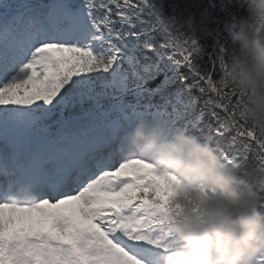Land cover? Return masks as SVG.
Returning a JSON list of instances; mask_svg holds the SVG:
<instances>
[{"label": "snow or ice", "instance_id": "6c2138e0", "mask_svg": "<svg viewBox=\"0 0 264 264\" xmlns=\"http://www.w3.org/2000/svg\"><path fill=\"white\" fill-rule=\"evenodd\" d=\"M141 35L148 51L159 37L157 60L138 58ZM199 49L156 0H0V264H162L180 181L127 149L137 122L199 133L223 158L255 144L229 122L239 97L216 85L225 46L217 36L211 68ZM172 66L190 101L169 92Z\"/></svg>", "mask_w": 264, "mask_h": 264}, {"label": "clouds", "instance_id": "9594fccd", "mask_svg": "<svg viewBox=\"0 0 264 264\" xmlns=\"http://www.w3.org/2000/svg\"><path fill=\"white\" fill-rule=\"evenodd\" d=\"M234 2L245 14L230 30L226 50L216 53V85L239 97L229 122L237 131L239 124L255 141L241 156L256 160V146L264 149V0ZM212 30L205 24L195 35L206 39ZM126 146L150 156L180 181V208L167 217L173 239L162 264H256L264 255V213L259 211L264 207V179H238L226 167L218 145L184 130L165 135L159 123L137 122Z\"/></svg>", "mask_w": 264, "mask_h": 264}, {"label": "trees", "instance_id": "16d2710c", "mask_svg": "<svg viewBox=\"0 0 264 264\" xmlns=\"http://www.w3.org/2000/svg\"><path fill=\"white\" fill-rule=\"evenodd\" d=\"M207 0H203V3L205 4ZM190 1L188 0H173L172 5L169 6V8L176 9L174 14L172 16L178 18V22H173L174 28L178 31L183 33L185 36L188 37H194L197 41V43L200 45L199 52H203L202 59L200 60L201 65H208L209 68H211V65L209 64V55L214 54V44L216 43V37L218 36L220 38V42L227 48L228 43L231 40V33H228L227 29L230 24L235 23L238 21V19L245 14V9L234 2V0L229 1H222V4L220 5V8L216 10V8H213L216 10L217 20L213 21V17L216 15H207V17H203L201 11L204 12V7H201L197 12L192 9L189 5ZM189 7H187L186 5ZM208 12V11H207ZM166 13V12H165ZM170 15V14H169ZM192 15V16H191ZM189 19L193 21L189 22ZM205 20L208 23H212V33L208 36L206 39H199L195 35V28H197V24L199 27H203L199 21ZM119 25H117L118 27ZM139 25L132 29V31H135ZM207 31V29H205ZM156 52V51H155ZM147 55L153 56V51H148ZM142 55H139V58H141ZM217 69L218 64L215 70V75L218 78L217 75ZM187 70L184 68H181L177 71L176 78L174 82L169 87V92H175V91H181L183 94V97L186 101H190L192 96L194 94H198L195 92H189L187 90L186 84L191 82V79L187 82H182L179 79V72H186ZM157 102H160V99H156ZM194 113L198 114L196 111H199V106H197L194 109ZM219 111V110H217ZM208 117V121H209ZM202 124V123H201ZM228 138H226L225 141H223L222 145L225 148V150H229L228 148ZM231 170V172L240 180L248 182V183H259L262 179H264V168H261L258 166V163L256 160L252 159L249 155L248 157L244 156H236L235 161L232 164L231 167L228 168ZM261 200H264V194L260 197ZM261 213H264V207H261L259 209Z\"/></svg>", "mask_w": 264, "mask_h": 264}, {"label": "rangeland", "instance_id": "374dc122", "mask_svg": "<svg viewBox=\"0 0 264 264\" xmlns=\"http://www.w3.org/2000/svg\"><path fill=\"white\" fill-rule=\"evenodd\" d=\"M192 2L194 3V5L195 4H197V2H199V0H193V1H190V5L189 6H191V4H192ZM186 5V4H185ZM187 6V5H186ZM188 7V6H187ZM189 8V7H188ZM192 8H194V7H192ZM197 8H195V10H196ZM189 22H192V24H193V21L191 20V19H189ZM199 23L204 27V25L205 24H210L211 26H212V23H208V22H206L205 20H201V21H199ZM199 27V25L197 24V28ZM197 28H195V30L197 29ZM195 30H194V32H195Z\"/></svg>", "mask_w": 264, "mask_h": 264}]
</instances>
